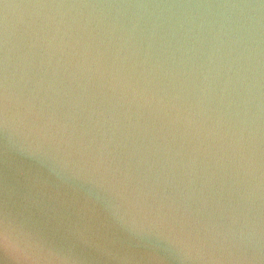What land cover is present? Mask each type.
<instances>
[{
    "label": "water",
    "instance_id": "95a60500",
    "mask_svg": "<svg viewBox=\"0 0 264 264\" xmlns=\"http://www.w3.org/2000/svg\"><path fill=\"white\" fill-rule=\"evenodd\" d=\"M0 264H264V0H0Z\"/></svg>",
    "mask_w": 264,
    "mask_h": 264
}]
</instances>
